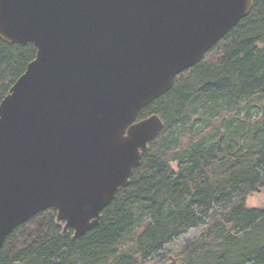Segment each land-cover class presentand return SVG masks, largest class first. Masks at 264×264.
I'll return each instance as SVG.
<instances>
[{
	"label": "water",
	"instance_id": "1",
	"mask_svg": "<svg viewBox=\"0 0 264 264\" xmlns=\"http://www.w3.org/2000/svg\"><path fill=\"white\" fill-rule=\"evenodd\" d=\"M254 0H0V38L35 58L0 103V250L37 213L62 236L98 226L164 129L144 107Z\"/></svg>",
	"mask_w": 264,
	"mask_h": 264
},
{
	"label": "trees",
	"instance_id": "2",
	"mask_svg": "<svg viewBox=\"0 0 264 264\" xmlns=\"http://www.w3.org/2000/svg\"><path fill=\"white\" fill-rule=\"evenodd\" d=\"M36 54L33 42L0 38V103ZM260 102L264 0H254L248 16L143 108L139 118L157 113L165 127L100 224L62 236L57 210L45 209L6 238L0 264H264V207L247 204L264 188V115L250 108Z\"/></svg>",
	"mask_w": 264,
	"mask_h": 264
},
{
	"label": "rangeland",
	"instance_id": "3",
	"mask_svg": "<svg viewBox=\"0 0 264 264\" xmlns=\"http://www.w3.org/2000/svg\"><path fill=\"white\" fill-rule=\"evenodd\" d=\"M250 108H252V114L253 117L256 118L259 116L263 117L264 115V102H260L258 105L252 104L250 106ZM247 103L244 102L243 106H242V112H241V117H245V114L247 113ZM210 128L213 127V124H211L209 126ZM247 204L248 206L251 207H264V188H262L260 191L255 192L253 194H251L248 198H247Z\"/></svg>",
	"mask_w": 264,
	"mask_h": 264
}]
</instances>
